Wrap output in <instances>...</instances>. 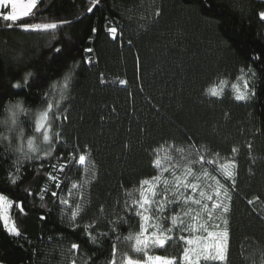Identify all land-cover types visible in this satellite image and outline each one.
Instances as JSON below:
<instances>
[{
  "label": "trees",
  "instance_id": "trees-1",
  "mask_svg": "<svg viewBox=\"0 0 264 264\" xmlns=\"http://www.w3.org/2000/svg\"><path fill=\"white\" fill-rule=\"evenodd\" d=\"M260 12L264 0H39L33 15L11 27L0 19V193L24 208L11 213L20 236L0 221V264H107L113 246L118 264L124 256L145 261L127 236L140 230L131 206L140 199V181L157 175V152L166 164L201 156L206 164L236 161L226 262L202 264H264ZM20 23L58 27L24 31ZM243 80L246 100L228 89L220 97L209 94ZM46 111L50 134H59L48 158L27 143L47 148L34 130ZM60 152L64 160L57 159ZM25 153L41 159L26 160ZM69 154L75 160L85 154V164ZM49 173L61 180L59 189ZM77 206L83 211L73 221ZM169 235L165 247L148 255L180 264L185 244L177 232Z\"/></svg>",
  "mask_w": 264,
  "mask_h": 264
},
{
  "label": "snow or ice",
  "instance_id": "snow-or-ice-1",
  "mask_svg": "<svg viewBox=\"0 0 264 264\" xmlns=\"http://www.w3.org/2000/svg\"><path fill=\"white\" fill-rule=\"evenodd\" d=\"M38 0H0V19L3 21L9 22L8 26H13L14 23L20 22L31 15H33V10L37 7ZM93 5L98 3V0H92ZM5 11L6 9H9ZM88 12H92L93 8L89 7L87 9ZM157 16L160 15V12L156 13ZM259 17L262 21H264V12L259 13ZM61 23H67L61 22ZM24 31H47V30H54L57 29L58 24L57 23H20L19 25ZM108 32L113 34L117 33V29L115 27H109ZM93 31H96V29H93ZM90 52L91 49H88ZM61 52L60 48L55 49V53L59 54ZM90 62V61H89ZM121 84H124L125 81L121 80ZM16 87H19V85H16ZM67 87V84L65 85ZM210 94L212 96H218L220 93L213 89L211 90ZM237 100H244L246 99V95L238 94L235 97ZM15 108L19 109V104L14 106ZM48 109H51L53 107L52 104L47 105ZM49 112H43L40 115V118L35 122L34 124V130L36 133H40L42 135L43 142L47 144V148L40 149L38 147H33V140H28V148L32 153H37L40 151H43V157L48 158L53 156L54 154V145L59 140V134H56V137L54 138L51 134V125L48 123L49 118ZM16 113H14V116ZM55 119H59V117H54ZM66 119V117H65ZM42 121L44 123H42ZM15 122V121H13ZM6 139V137H5ZM233 152L236 151L235 148L232 150ZM70 160H75L74 154H69ZM25 159H41L40 156H28L27 153H25ZM59 160H64V153L60 152L59 156L57 157ZM76 164L79 166H83L86 162V156L85 154H80L78 156V160H75ZM192 163H200L203 165L205 163V158L201 156L198 161L189 162L185 168H184V175L185 177L188 176H194V169L191 166ZM208 164H216L215 160H208ZM68 161H66L64 164H62L59 168L60 172H63L65 168L67 167ZM53 169L56 168L55 164L50 165ZM153 168L157 170V175L146 179H143L140 181V189H139V196L140 199L138 201H135L132 208H135V216L139 218L140 220V230L139 232L133 237L131 233L127 236L128 241L134 240L133 245V251L135 253H142L145 257V261H141L138 259H134L131 256H124L121 258L119 264H176L175 258H167L163 256H151L148 255V249L150 248H163L168 243V241L172 240L173 237L166 235L168 232H172L173 228L177 226L178 221L180 224H183V221L180 220L179 213H173L170 217V223L171 227L164 228L162 223H158L162 219V213L166 210V205L171 204H178L179 203V197H176L175 199H169V190L165 188V192L162 195V198L160 200H156L155 197L159 194L157 192V189L159 188V184L161 182V175L163 172H172L173 175H175V168L178 166L175 163H169L167 165L164 164V161L161 159L159 152H157L156 159L153 160L152 164ZM19 167V165L17 166ZM43 167V165H41ZM218 170L221 172L223 177L226 180H230L232 182V186H235V177H236V168L237 164L234 159L226 161L224 163H220L217 165ZM49 179L52 181H55V186L57 189L61 187V180L58 176L52 175V173H49ZM205 176L210 175L208 172H204ZM198 178V177H197ZM215 179V177H213ZM11 182L15 183V179L11 178ZM163 183L165 185L168 184L167 180H164ZM217 189L215 191V195L217 197H220L223 190V196L225 199L230 200L231 197L228 195V188L220 183L219 180H216ZM183 186L185 189L191 188L193 191H195L199 185L196 183H188L186 180H180L179 177H177L176 180V190L179 191V187ZM76 184L72 185V188H75ZM70 192V190H69ZM51 195L53 197H56L58 195L57 192H52ZM172 195H175V193H172ZM201 196H204L203 192H200ZM208 200H212V196L207 197ZM257 199H259L257 197ZM196 204H200V200L194 201ZM60 203L67 204L68 200L64 199L61 200ZM249 204H252L253 201L249 200ZM153 205L155 206V211L153 212ZM13 207H18L20 212L24 211L23 208V202H15L8 198L5 194L0 193V221L3 222L5 230L13 235V236H20V232L17 230L15 225L13 224L11 227L8 226V212ZM127 207V206H126ZM215 209H222L224 213H227L229 211V206L227 203H224L223 201L216 203L214 202L212 204L211 209H209L208 205H203V210L207 212L209 219L212 217V212ZM130 210V209H129ZM83 211L82 207L77 206L75 211L71 212V220L75 221L79 214ZM147 213V214H146ZM195 219V218H194ZM224 223H227V221H224ZM152 227L155 229V231H152L150 234L145 235V233L148 232V228ZM91 228V225H85V230ZM199 228L202 229L206 235L205 236H194L191 238L180 236L179 239L181 241H184L187 245L194 247H185L182 254V261L184 264H200V260H213V261H224L226 259L227 255V249H228V231L227 229H223L220 231L216 230H210L211 229H218L220 228V225H209L207 222L202 223L199 225ZM89 235V238L92 240L93 243L96 242L95 237L91 236L90 232H87ZM71 249L73 251H78L79 245L72 244ZM117 250L115 246H113L112 249V258L110 261L107 262V264H118L116 259ZM194 257V258H193ZM71 264H76V261L73 260Z\"/></svg>",
  "mask_w": 264,
  "mask_h": 264
},
{
  "label": "rangeland",
  "instance_id": "rangeland-1",
  "mask_svg": "<svg viewBox=\"0 0 264 264\" xmlns=\"http://www.w3.org/2000/svg\"><path fill=\"white\" fill-rule=\"evenodd\" d=\"M39 1V0H38ZM10 10L6 9L5 11ZM216 89L220 95V97L226 89L233 92L234 96L238 94L246 95V99L249 97V85L246 80H243L242 82H238L237 84L228 85L227 83H221L220 85L212 88L211 90ZM209 91V94L211 92ZM211 95V94H210ZM212 96V95H211ZM217 97V96H215ZM244 99V100H246ZM243 101V100H240ZM42 123H44L42 121ZM167 165L166 163H164ZM217 164V163H216ZM214 164H206L204 163L201 165L200 163L192 164L191 166L194 169V176H188L185 177L184 175V168L186 165H178L175 168V175L172 174V172H163L161 175V182L159 184V188L157 189V192L159 193L155 199L160 200L162 198V195L165 192V188L169 190V199H175L176 197H179V203L178 204H171L166 205V210L162 213V219L158 221V223H162L164 228L171 227L170 223V217L173 213H179L180 220L183 221V224H180L178 221L177 226L173 228L172 232H177L180 236H185L188 238L194 237V236H205L206 233L199 228V225L202 223L207 222L209 225H220V228L218 229H211L210 230H216L220 231L223 229L229 228V219H228V213H224L222 209H215L212 212V217L209 219L208 214L206 211L203 210V205L207 204L209 209H211L212 204L214 202L219 203L223 201L224 203H227L230 209V200H227L223 196V190H221L222 194L220 197H217L215 195V191L217 189L216 180H219L220 183L224 184L228 188V195L230 196L229 192V186H230V180H226L221 172L218 170L217 165ZM204 172L210 173V175L205 176ZM177 177H179L180 180H186L188 183H196L199 185V187L193 191L191 188L185 189L182 185L179 187V191L176 190V180ZM198 177V178H197ZM215 177V179L213 178ZM164 180L168 181V184L165 185L163 183ZM200 192L204 193V196L200 195ZM172 193H175V195H172ZM212 196V200H208L207 197ZM200 200V204H196L194 201ZM155 211V206L153 205V212ZM12 209L8 212V226L11 227L13 225L12 218H11ZM147 214V213H146ZM195 218V219H194ZM224 221H227V223H224ZM177 230V231H176ZM152 231H155L154 228L149 227L148 232L145 233V235L150 234ZM172 234V233H170ZM166 235H169V232L166 233ZM170 236V235H169ZM228 241H229V232H228ZM184 242V241H183ZM185 247H194L195 245L189 246L185 242ZM228 252V249H227ZM194 258V257H193ZM227 258V255H226ZM205 262H219V263H225L226 259L224 261H213V260H200V264ZM176 260V264H177ZM180 264H184L182 261V257L179 260Z\"/></svg>",
  "mask_w": 264,
  "mask_h": 264
}]
</instances>
